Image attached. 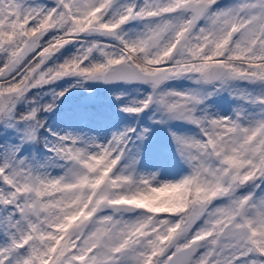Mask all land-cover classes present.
Returning a JSON list of instances; mask_svg holds the SVG:
<instances>
[{
  "label": "snow or ice",
  "instance_id": "6c2138e0",
  "mask_svg": "<svg viewBox=\"0 0 264 264\" xmlns=\"http://www.w3.org/2000/svg\"><path fill=\"white\" fill-rule=\"evenodd\" d=\"M97 81L183 174L140 167L149 127L48 124ZM0 264H264V0H0Z\"/></svg>",
  "mask_w": 264,
  "mask_h": 264
},
{
  "label": "trees",
  "instance_id": "16d2710c",
  "mask_svg": "<svg viewBox=\"0 0 264 264\" xmlns=\"http://www.w3.org/2000/svg\"><path fill=\"white\" fill-rule=\"evenodd\" d=\"M71 82L72 78H65L57 82L53 87H67ZM90 86L99 87L101 91L128 90L133 87L143 88V86L124 84L109 86L97 84ZM71 89L75 88H70L69 90ZM78 90L73 94H69V91L66 92L57 101L56 108L51 113L45 114L48 124L54 130H71L76 128L90 130L94 129V126H97V128L103 132H107L109 135L112 131L120 129L125 124L139 125L141 122L146 121V125L150 126L154 137L149 142L140 146L142 161L140 167H150L154 170H160V172L172 171L175 175L178 173L183 174L186 171V168L179 162L175 154L174 146L171 143L165 126L151 124L144 114H141L139 118H130L127 114L119 111V104L115 100L106 99L105 101L100 100L98 102L82 98L73 100L72 98L77 95Z\"/></svg>",
  "mask_w": 264,
  "mask_h": 264
},
{
  "label": "rangeland",
  "instance_id": "374dc122",
  "mask_svg": "<svg viewBox=\"0 0 264 264\" xmlns=\"http://www.w3.org/2000/svg\"><path fill=\"white\" fill-rule=\"evenodd\" d=\"M74 51V48L69 46L67 48V52L66 53H63V54H58L59 56V59H63L65 56H68L70 55L72 52ZM171 85L172 86H175V87H189L190 85L188 84L187 81H173L171 82ZM85 88H88L90 91H85L84 88H79L78 90V93L75 97H73L72 99H85V100H91L92 102H98L100 100L102 101H105L106 99L108 100H114V98L112 97L111 93L113 91H117V90H122V89H115V90H107V91H101V89L99 87H93V86H90V85H87L85 84ZM130 89L128 90H123V91H129ZM141 90H143V88H141ZM229 106H230V101L228 99L227 96H223V97H219V98H216V97H213L210 101H209V111H212V112H215L217 110L221 111L222 113L223 112H227L229 111ZM150 113H144V115L146 116V118H148V115ZM140 127H149V125H146V121H143L139 124ZM169 127H172L174 130L176 131H191L193 130L191 128V126L189 125H185V124H182L181 122H172ZM94 129H85V128H76V129H71V130H81L85 133H88L90 135H93V136H97L99 139L103 140L104 138L108 137V133L107 132H103L101 131L99 128H97V126H94L93 127ZM151 129V128H150ZM70 130V131H71ZM107 133V134H106ZM168 134V133H167ZM153 134H152V130H151V134L149 135V137L144 141L143 144L149 142L150 140L153 139ZM168 137V136H166ZM170 138V137H169ZM169 145V144H167ZM169 148V147H168ZM143 170L145 171H157V170H154L150 167H145V168H142ZM161 175L159 178H171L173 176L175 177H178L179 175H181V173H178V174H174L172 171H166V172H160Z\"/></svg>",
  "mask_w": 264,
  "mask_h": 264
},
{
  "label": "water",
  "instance_id": "95a60500",
  "mask_svg": "<svg viewBox=\"0 0 264 264\" xmlns=\"http://www.w3.org/2000/svg\"><path fill=\"white\" fill-rule=\"evenodd\" d=\"M89 83H92V84H100V85H102V86H107V85H118V84H120V83H117V84H104V83H102V82H89Z\"/></svg>",
  "mask_w": 264,
  "mask_h": 264
}]
</instances>
